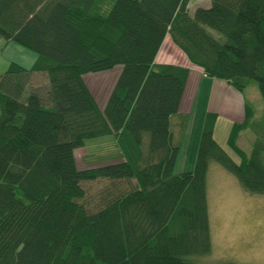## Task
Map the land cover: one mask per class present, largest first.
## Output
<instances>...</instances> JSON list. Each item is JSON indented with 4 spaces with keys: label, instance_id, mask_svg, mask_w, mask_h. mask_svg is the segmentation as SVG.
Returning <instances> with one entry per match:
<instances>
[{
    "label": "trees",
    "instance_id": "16d2710c",
    "mask_svg": "<svg viewBox=\"0 0 264 264\" xmlns=\"http://www.w3.org/2000/svg\"><path fill=\"white\" fill-rule=\"evenodd\" d=\"M189 1L0 0V35L37 53L0 73V264H232L199 259L211 251L208 164L264 193V111L256 121L242 102L232 119L236 161L206 110L193 167L174 172L190 68L156 56L169 33L204 74L239 91L252 78L264 100V0ZM110 70L105 92L87 79ZM41 76L44 95L29 86ZM105 134L122 155L84 163L76 148Z\"/></svg>",
    "mask_w": 264,
    "mask_h": 264
},
{
    "label": "rangeland",
    "instance_id": "374dc122",
    "mask_svg": "<svg viewBox=\"0 0 264 264\" xmlns=\"http://www.w3.org/2000/svg\"><path fill=\"white\" fill-rule=\"evenodd\" d=\"M6 41L7 39L0 35V73L5 70L9 61L18 62L23 56L15 46L37 54L13 40L6 45ZM115 73L116 70L92 73L87 75V79L95 82L94 86L96 84L97 89L100 87L105 92ZM229 85L225 78L204 76L199 80L181 136L174 172L193 167L204 114L209 109L220 112L214 126V137L233 159L239 161V156L226 141L232 119L235 118L222 109L229 95ZM29 86L36 87L44 95L46 78L36 77ZM235 90L241 97V103L251 104L255 120H261L264 100L256 81L251 78L242 91ZM239 115L241 114L237 116ZM254 135L251 127L243 129L240 133L238 143L246 152L251 149ZM76 152L86 164L115 159L122 155L112 134L86 138L83 144L76 148ZM101 184H104L103 181L92 182L89 189H96ZM206 192L211 251L199 256V259L206 262L264 264V193L244 189L237 177L215 160H210L208 164Z\"/></svg>",
    "mask_w": 264,
    "mask_h": 264
},
{
    "label": "crops",
    "instance_id": "0c3cea01",
    "mask_svg": "<svg viewBox=\"0 0 264 264\" xmlns=\"http://www.w3.org/2000/svg\"><path fill=\"white\" fill-rule=\"evenodd\" d=\"M209 4H210V0H190L188 3V7H189V10L192 11L194 10L196 6H199V5L208 6ZM10 41L12 40L7 39L6 45L8 43H11ZM15 48H17L19 53L23 55L20 58V60L17 59L19 60L18 62L25 66L31 65L33 60L36 58V55L28 52L27 50H23V48H20L17 46H15ZM156 59L159 61L173 62V63H179V64L189 66L190 68L189 75L187 77V81L185 84V88H184V92H183V96L181 100V105H180L181 110L187 111L189 113L191 101L195 93L196 86L202 77L208 76V75L204 74L200 66L195 65L189 61L185 52L172 41L169 33L165 35L164 40L157 52ZM230 85L228 87L229 95L228 97H226V101L222 109L227 114L233 115L236 118L238 117L237 116L238 114L242 115L243 104L240 101L241 97L238 95L237 91Z\"/></svg>",
    "mask_w": 264,
    "mask_h": 264
}]
</instances>
